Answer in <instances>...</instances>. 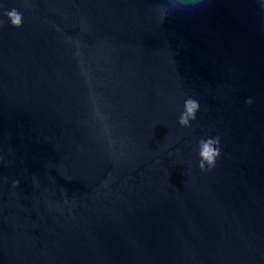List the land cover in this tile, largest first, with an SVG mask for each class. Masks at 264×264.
<instances>
[{
  "label": "water",
  "instance_id": "1",
  "mask_svg": "<svg viewBox=\"0 0 264 264\" xmlns=\"http://www.w3.org/2000/svg\"><path fill=\"white\" fill-rule=\"evenodd\" d=\"M0 264H264V0H0Z\"/></svg>",
  "mask_w": 264,
  "mask_h": 264
},
{
  "label": "clouds",
  "instance_id": "2",
  "mask_svg": "<svg viewBox=\"0 0 264 264\" xmlns=\"http://www.w3.org/2000/svg\"><path fill=\"white\" fill-rule=\"evenodd\" d=\"M172 0H168V4ZM173 10H178L174 8ZM10 25L14 28H19L22 24V14L16 9H11L5 13ZM246 103L250 104L251 100H247ZM199 102L191 97L186 98L183 103V111L178 118V124L181 127H189L190 122L196 119V113L199 109ZM220 137H206L201 138L197 142L198 148V164L197 167L200 171H210L216 165L217 158L221 155L220 150ZM13 184H18V181H13Z\"/></svg>",
  "mask_w": 264,
  "mask_h": 264
}]
</instances>
